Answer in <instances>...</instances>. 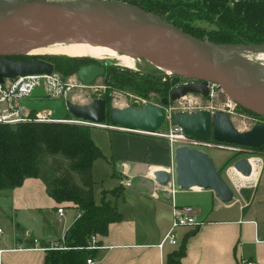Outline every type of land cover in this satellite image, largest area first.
Listing matches in <instances>:
<instances>
[{"label":"water","instance_id":"obj_1","mask_svg":"<svg viewBox=\"0 0 264 264\" xmlns=\"http://www.w3.org/2000/svg\"><path fill=\"white\" fill-rule=\"evenodd\" d=\"M76 35L94 46L126 42L127 49L119 53L145 58L156 66L174 68L178 73L183 71L192 81L172 87L169 95L160 99L161 104L146 103L141 108L129 105L107 111L105 99L101 97L85 105L62 99L40 100L45 96L42 85L35 87L30 97L21 99V105L36 112L50 110L51 118L56 121L72 115L93 126L157 132L166 121L165 106L187 93L206 97V84L211 81L244 109L264 116V69L241 54L264 52V43L219 44L198 39L160 16L120 0H0V82L17 75L53 72L54 65L44 59L15 61L2 55L16 49L19 43ZM103 72L104 65L90 64L80 67L76 74L85 85ZM172 122L198 139L212 137L215 141L254 148L264 145V124H254L242 131L223 111L174 112ZM173 158V173L179 188L209 189L219 201L231 202L233 191L206 151L176 146ZM233 168L244 176L252 173L248 157L235 160ZM153 174L159 185H167L171 180V174L165 169Z\"/></svg>","mask_w":264,"mask_h":264},{"label":"crops","instance_id":"obj_2","mask_svg":"<svg viewBox=\"0 0 264 264\" xmlns=\"http://www.w3.org/2000/svg\"><path fill=\"white\" fill-rule=\"evenodd\" d=\"M97 127L108 130L109 153L103 158L115 181L114 187L103 189L119 187L118 194L107 193L105 200L120 214L119 221L110 222L105 235H99L100 248L94 250L97 264H166L175 258L181 241L185 254L179 264H238L241 259L264 264V157L248 177L241 178L234 168L228 171L227 182L222 176L234 194L229 203L200 187L176 188L172 194L170 186L159 185L153 174L174 168L175 147L167 139ZM92 170L93 176L94 164ZM42 171L25 177L13 189L0 190V224L6 226V231H0V264H43L47 248L63 243L80 211L69 201H55L48 192L54 168L50 175L42 176ZM103 189L93 187L95 204L100 203ZM172 200L194 205L201 223L180 230L177 245L159 247L171 226ZM60 206L64 210L58 215Z\"/></svg>","mask_w":264,"mask_h":264},{"label":"trees","instance_id":"obj_3","mask_svg":"<svg viewBox=\"0 0 264 264\" xmlns=\"http://www.w3.org/2000/svg\"><path fill=\"white\" fill-rule=\"evenodd\" d=\"M126 1L198 39L203 38L182 24L200 19L210 21L217 27L213 33H208L207 41L212 43H264V0ZM115 73L117 75L111 78H122L125 83L133 80L132 76ZM133 90L145 96L156 87L135 83ZM102 157L101 150L83 126L33 121L0 124V190L13 189L21 185L25 177L37 176L47 159L54 168L48 192L57 203L69 201L81 211L64 234L63 243L68 248H47L43 264H83L87 256L94 255L93 250L82 248L90 234L105 235L108 224L119 221L120 214L105 200L107 193L118 194L119 187L110 191L103 189L100 203L94 202L92 165L93 160ZM179 246L175 258L166 264L180 263L179 258L185 254L183 241Z\"/></svg>","mask_w":264,"mask_h":264},{"label":"rangeland","instance_id":"obj_4","mask_svg":"<svg viewBox=\"0 0 264 264\" xmlns=\"http://www.w3.org/2000/svg\"><path fill=\"white\" fill-rule=\"evenodd\" d=\"M131 1L144 2L148 0H131ZM165 16L167 17L166 14ZM170 19L171 21L173 20L172 18ZM182 25L184 27L186 26L187 28L191 29L199 38L202 37L205 40H208V33L211 32L213 33L214 29L217 28L210 21L203 19L186 22L183 23ZM54 39H52V37L49 36L45 41H40L38 43H31V44L19 43L18 46H16V50L14 49V51L27 52L33 50L34 48L39 49L42 46H47L53 43ZM258 53H254L251 51H244L241 54L248 57V59H250V61H252L254 65L258 67L260 66L262 69H264V61L258 58ZM28 56L31 57L34 55H28L26 53L25 54L18 53V57L17 56L16 57L20 59L21 58L25 59ZM40 56L48 61H51L54 64L52 78L46 79L47 84L50 85L52 88L54 87L53 93L56 94L57 91L61 90V92L58 95L62 97L63 100L68 99L72 103L81 104V105H85L86 103L100 96L102 98L103 97L107 98L108 109L110 107L124 108L129 105L142 107L145 103L144 101H149L158 104L159 102L158 95L165 93L167 96L173 85H180L183 82L187 81L188 78L187 76H185L183 71H180L179 73L176 71H172V74L170 75L165 74L164 72H162V70H159L158 65L157 66L154 65L145 58L138 59V61L135 63L134 66L128 68L121 65V63H119V61L115 59L112 60L108 58L105 59L102 58L100 60L106 61L105 74L106 75L110 74L111 76L109 77L108 75L107 76L100 75L93 82L83 85L76 78L75 74L79 69L81 62L84 59L93 60L94 58L92 59V57L87 55H85L84 57H70V56L68 57L59 54L54 55L49 53H42L40 55H37L36 57H40ZM115 71L124 73L126 77L132 76L134 82L133 80L131 81L130 79L128 80L127 83H125L122 78H111L117 75ZM159 72H162V75L156 76V74H159ZM65 82L68 84L65 85L64 84ZM135 83L141 85L152 84L154 87H156V90L154 91L156 94H152V92L149 91L148 92L149 95L143 97L141 96V100L136 98L137 93L136 91L133 90V85ZM134 100H137L138 103L135 102ZM189 107L192 110H202V109L210 110L212 108L217 109L218 107H222V104L219 99L212 100L210 98H206L195 93H187L186 95L170 102L169 105L165 106V109L167 115L172 120V116L174 112L185 111ZM232 107L233 108L229 113L231 121L236 128L242 131H246L247 129L251 128L253 124L261 122V120H264L263 117L261 118L258 117L256 113H252L248 109H244L239 104L235 105L232 103ZM23 112L28 113L27 118L34 115V112L32 111L27 112L26 110H23ZM43 113L45 112L41 111V115ZM67 118L71 119L73 118V116L69 115ZM47 123H53V122H47ZM61 123H65V122H61ZM75 125L83 126L85 129L87 128V133H89L95 145L99 147L104 157L109 153L107 129L89 124H75ZM168 126L169 124L166 123L162 127V130L165 131L168 128ZM241 147L242 148H239L240 150L233 152H229L219 148L206 149L207 152L209 153L210 158H212L215 166L219 167L217 170L221 172V175L225 178L226 182L229 180L228 171L230 172V168H233V162L235 160L242 157L251 158L255 166L254 171H256L262 164V158L264 157V145H262V147L260 148L259 147L254 148L249 146L247 147L241 146ZM43 163H44L43 165L44 169L42 171V176L50 175L52 173V168L50 166V163H48L47 159H45ZM106 163L107 162L104 160L103 157L93 160V164L95 167L93 174L95 189L114 187L115 181L107 173ZM53 177L54 174L51 175L50 182H52ZM231 183L232 181L230 180V184ZM0 231H6V226L3 223L0 224Z\"/></svg>","mask_w":264,"mask_h":264},{"label":"built area","instance_id":"obj_5","mask_svg":"<svg viewBox=\"0 0 264 264\" xmlns=\"http://www.w3.org/2000/svg\"><path fill=\"white\" fill-rule=\"evenodd\" d=\"M52 74H26L24 76L17 75L12 78H4L3 82H0V124H8V125H14L15 123L19 122H28V121H33V122H57L55 119L51 118V111L43 109L42 112H45L41 115L40 112H36L31 110L30 108H26L25 106L20 104V100L30 97L32 94V90L35 87L41 86L43 88V91L45 92V96L42 98H39L40 100L42 99H62L58 94L61 92L57 91L56 94L53 93V88L47 84V80L49 78H52ZM207 89H208V94L206 98H210L212 100L219 99L221 101L222 107H218L217 109L212 108L209 111L210 112H215L217 110L223 111L227 114L231 112L232 103L237 104L233 99H230L222 90L220 85L217 83L208 81L207 82ZM228 108V109H225ZM23 110H26L27 112L32 111L34 112V115L31 117H28V113H24ZM196 112L199 110H192L190 107L187 108L185 111H180V112ZM166 112V109H165ZM166 123L169 124L168 128L164 131L162 130V126L159 131L157 132H141L138 131L142 134H148L154 137H163L169 141L170 144H172L173 147L176 146H188L192 147L201 151H206L207 148H215V149H223L229 152L233 151H238L240 150L239 148H242L240 145L237 144H229L225 143L222 141H215L212 137L206 138V139H198L195 138L191 135H187L184 132V129L182 127L176 125L175 123L172 122L170 117L166 113ZM230 116V114H229ZM59 122H65L68 124H85V121H83L80 118H66L63 121ZM256 124V123H255ZM254 125V124H253ZM208 153V152H207ZM249 161L251 158H249ZM251 171H254L253 168V162H251ZM171 174V180L167 184L170 186L172 190V194L176 191V188H179V186L176 184L175 181V174L173 173V169L169 171ZM248 182V181H247ZM121 184H123L126 187L130 186V182L127 181H121ZM165 186V185H164ZM235 189L238 188L239 186L237 184H234ZM172 211H171V226L165 236L163 237L162 241L159 243V247H162L164 243H168L170 245H177L178 244V235L180 230L182 229H192L197 227L201 222L199 221V218L197 216V208L194 205H189V204H178L174 203L172 200ZM64 210L63 206H60L57 209V214L60 215ZM81 214V211H78L76 214V217H78ZM98 238L99 235L95 233H91L90 236L87 239L86 245L83 246V249H86L88 251L91 250H98L100 248V245L98 244ZM36 243V240H34ZM48 248H53V249H66L64 243H61V245L58 244H52ZM96 259L94 255L87 256L84 260L83 264H97ZM238 264H253L251 261H247L245 259H241Z\"/></svg>","mask_w":264,"mask_h":264},{"label":"bare ground","instance_id":"obj_6","mask_svg":"<svg viewBox=\"0 0 264 264\" xmlns=\"http://www.w3.org/2000/svg\"><path fill=\"white\" fill-rule=\"evenodd\" d=\"M128 44L123 41H115L111 44L107 45H98L94 46L91 45L85 41L81 40L80 35L72 36L69 38H55L53 43L42 46L39 49H33L28 51V54L30 55H40L42 53H49V54H59L63 56H70V57H84L85 55L90 56L94 59H102V58H108V59H115L121 63V65L125 67H132L135 65V63L138 61V58H133L131 56H127L125 54H121L118 51L119 50H126ZM258 58L264 61V52L258 53ZM157 68V67H156ZM159 70H162L165 74H172V71H178L174 68H164L158 66ZM155 169V168H154ZM235 170V169H234ZM237 171V170H235ZM237 174L241 175V178L248 177L242 175L239 171H237ZM252 174V173H251ZM250 174V175H251ZM193 189H199L196 186H192Z\"/></svg>","mask_w":264,"mask_h":264},{"label":"flooded vegetation","instance_id":"obj_7","mask_svg":"<svg viewBox=\"0 0 264 264\" xmlns=\"http://www.w3.org/2000/svg\"><path fill=\"white\" fill-rule=\"evenodd\" d=\"M26 44H29V43H26ZM3 50H5V49H3ZM16 50V49H15ZM4 52V51H3ZM18 53H22V54H28V51L26 52V51H19V52H15L14 51V49H13V51H11L10 53H7L6 55L5 54H2V55H4L7 59H9V60H15V61H26V59H31V58H36V59H44L43 57H36V56H28V57H26L25 59H23V58H17L18 57ZM28 55H30V54H28ZM17 56V57H16ZM44 60H46V59H44ZM46 61H48V60H46ZM49 62H51V61H49ZM52 63V62H51ZM53 64V63H52ZM90 64H102V65H104V72H103V76H111L110 74H105L106 72H105V64H106V61H103V60H97V59H93V60H86V59H84L82 62H81V64H80V66H79V68L80 67H82V66H84V65H90ZM54 65V64H53ZM54 70V69H53ZM120 73V72H119ZM76 75V78L79 80V82L81 83V81H80V79H79V77H78V75L77 74H75ZM158 75H162V72H159V74H156V76H158ZM189 81H192V79H190V78H187V81H185V82H183L182 84H186L187 82H189ZM65 85L66 84H68V83H64ZM82 84V83H81ZM71 85H74V84H71ZM175 86H177V85H173L172 87H175ZM172 89V88H171ZM155 90H151V92H152V94H156L155 92H154ZM147 95H149V93H147ZM147 95H145V96H147ZM169 95V94H168ZM167 95V96H168ZM144 96V95H143ZM142 96V97H143ZM159 96V102H158V104H161V101H160V99L162 98V97H166V95H163V94H161V95H158ZM101 97V96H100ZM100 97H97V98H100ZM102 98V97H101ZM104 98V97H103ZM136 98H138V99H140L141 100V95H139L138 93H137V95H136ZM105 99V98H104ZM64 101H70V100H68V99H65ZM135 102H137V100H134ZM145 103L144 104H146V103H152V102H149V101H144ZM105 103H106V99H105ZM138 103V102H137ZM152 104H155V105H158L157 103H152ZM144 106V105H143ZM142 106V107H143ZM106 107H107V111L111 108H109L108 109V104L106 103ZM133 107H135V108H141V107H136V106H133ZM257 115V114H256ZM258 117H263L264 118V116H262V115H257ZM107 117H108V114H107ZM256 124H264V120H261V122H258V123H256Z\"/></svg>","mask_w":264,"mask_h":264}]
</instances>
